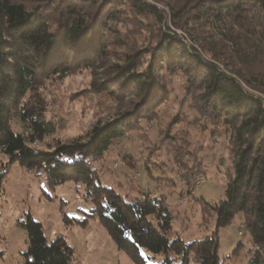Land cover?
<instances>
[{
	"label": "trees",
	"instance_id": "16d2710c",
	"mask_svg": "<svg viewBox=\"0 0 264 264\" xmlns=\"http://www.w3.org/2000/svg\"><path fill=\"white\" fill-rule=\"evenodd\" d=\"M116 48L123 51L112 54ZM87 71L90 90L118 104V114L84 137L33 148L54 133L48 84ZM175 81L183 100L237 154L223 197L198 201L203 224L215 219V230L191 242L173 231L175 217L163 198L121 193L93 165L127 134L159 120ZM16 119L28 135L14 130ZM181 121L177 114L152 152L176 141L170 129ZM179 147L174 162L192 188L199 170ZM0 156L3 174L17 163L45 173L50 187L73 182L93 206L77 224L98 218L136 264L153 258L144 251L164 255L160 264H227L219 233L241 214L254 244L249 264H264V0H0ZM21 227L29 241L22 264H74L66 238L48 239L31 215Z\"/></svg>",
	"mask_w": 264,
	"mask_h": 264
},
{
	"label": "rangeland",
	"instance_id": "374dc122",
	"mask_svg": "<svg viewBox=\"0 0 264 264\" xmlns=\"http://www.w3.org/2000/svg\"><path fill=\"white\" fill-rule=\"evenodd\" d=\"M157 6L168 11L161 4ZM171 30L179 37H186L180 29L171 27ZM212 30L218 34L217 29ZM114 51L111 53L118 54L123 50L116 48ZM109 61L116 63L114 56ZM91 81V73L87 71L60 83L48 84L47 119L53 124L54 133L32 144L33 148L46 149L57 140L69 142L84 137L97 123H105L118 114L120 106L106 95L90 90ZM171 89L168 103L159 109V120L150 125L143 124L127 134L93 165L99 169L106 185L121 193H147L152 198H163L175 217L173 231L184 241L191 242L209 236L215 230V219L203 224L202 206L198 201L216 203L223 197L227 185L236 176L237 154L227 138L213 133L210 123L200 118L191 102L183 100L179 81L173 82ZM177 114L181 115L182 121L170 129L176 141L152 152L151 148L160 144L167 126ZM13 128L26 135L30 133L19 119L14 121ZM174 145L178 148L184 145V151L191 153L185 162L199 170L192 180V188L181 175L182 172L185 174L184 170L180 172L174 162ZM124 155L131 157L124 161ZM5 161L6 158L0 156V264L24 262L29 241L21 222L28 215L42 224L48 239L66 238L77 254L74 264H136L118 249L98 218L90 219L87 226L77 224L85 219L93 206L76 192L73 182L50 187L45 173L17 163L3 174ZM243 223L241 214L229 227L220 230L219 254L227 264H249L254 244ZM239 244L241 247L235 253ZM144 254L153 257L147 260L148 264H160L164 258V255L147 251Z\"/></svg>",
	"mask_w": 264,
	"mask_h": 264
},
{
	"label": "crops",
	"instance_id": "0c3cea01",
	"mask_svg": "<svg viewBox=\"0 0 264 264\" xmlns=\"http://www.w3.org/2000/svg\"><path fill=\"white\" fill-rule=\"evenodd\" d=\"M75 256H76V258H77V254H76V252H75Z\"/></svg>",
	"mask_w": 264,
	"mask_h": 264
},
{
	"label": "built area",
	"instance_id": "2783aa9c",
	"mask_svg": "<svg viewBox=\"0 0 264 264\" xmlns=\"http://www.w3.org/2000/svg\"><path fill=\"white\" fill-rule=\"evenodd\" d=\"M204 182V181H203Z\"/></svg>",
	"mask_w": 264,
	"mask_h": 264
}]
</instances>
